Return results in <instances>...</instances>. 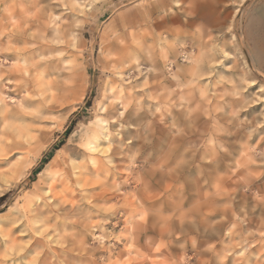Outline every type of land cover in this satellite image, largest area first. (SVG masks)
Returning a JSON list of instances; mask_svg holds the SVG:
<instances>
[{
    "label": "rangeland",
    "instance_id": "374dc122",
    "mask_svg": "<svg viewBox=\"0 0 264 264\" xmlns=\"http://www.w3.org/2000/svg\"><path fill=\"white\" fill-rule=\"evenodd\" d=\"M138 2L101 0L78 17L54 0H0V264L121 259L127 246L114 238L137 209L150 217L137 248L163 244L138 264H264V0H199L186 16L173 9L172 19L216 40L215 74L194 88L186 86L191 76L174 81L164 65L176 74L202 41L182 40L183 49L169 52L165 0H153L159 8L147 12L132 7ZM201 87L205 99L195 93ZM174 113L180 129L195 130L187 153L176 145L178 127L165 129ZM108 146L110 167L93 164L89 149ZM191 161L179 176L177 168ZM200 175L210 180L202 190ZM77 176L104 185L85 190L91 205L57 207L49 193ZM44 226L55 234L40 236ZM65 233L75 243L61 248Z\"/></svg>",
    "mask_w": 264,
    "mask_h": 264
},
{
    "label": "snow or ice",
    "instance_id": "6c2138e0",
    "mask_svg": "<svg viewBox=\"0 0 264 264\" xmlns=\"http://www.w3.org/2000/svg\"><path fill=\"white\" fill-rule=\"evenodd\" d=\"M54 3L57 7L62 4L65 10L77 13L78 17H83L87 13L91 12L92 9H94L97 5H99L101 3V0H54ZM198 5L199 0H165V3L163 4L164 11L160 18L162 21H164V24H167L168 26L164 27V24L157 25L158 27H164L165 33H171L174 35L173 41L167 45L168 51L173 52V54L176 50L183 49L184 44L181 43L182 40L188 41L194 37H199V39L202 41L200 45L202 49L200 54L198 56H194L191 60L187 56H185L184 60L187 61V63L181 65L177 69L176 74H173L171 70L168 69L167 64L164 65V74L170 75L171 79L174 81H180L181 77L185 74L191 76L192 79L186 86L192 88H194L195 84L198 81L208 79V76H206L205 73H208L209 75L215 74V69L218 64V60L215 56H213L216 40L213 36L209 35L206 30L203 32V35H201L200 28L191 30V25H185L183 23L182 17L172 19L171 16L173 13V9H175L178 13H183L185 16L189 15L195 10ZM132 7L142 12H147L150 9L159 8V4H154L153 0H139V2L133 4ZM138 20H140V17L138 15H134L132 18H130L131 25L135 27V24ZM75 27H80L79 23H77ZM228 30L231 31V29ZM204 35L208 36V40L206 43L203 42ZM132 42L138 47H143V44H146V40L142 43L140 40H136L135 37H133ZM192 46L195 47V44H193ZM161 55H163V53H161ZM147 56L149 58H153L152 49H148ZM164 59L166 60L167 57L165 56ZM195 93L201 99H205L208 96V92L203 87L195 89ZM262 93H264V90H262ZM7 127L8 126L5 125V128ZM261 147L264 148V144H262ZM89 151L93 153V157L91 160L93 164L102 160L105 165L110 167L111 157H109L108 154L113 151L111 146H108L104 149L90 148ZM252 151L255 150L252 149ZM241 167L247 169V164L242 163ZM137 183H142V181L138 180ZM103 185L104 181L99 177L85 180L82 176H77L75 183L69 180L65 187L58 192V194L49 193V197L50 199H56L57 207L63 205L65 206V210L67 211V205H71L73 209L78 208L82 203L91 205V199L85 200V197L87 195L85 190L89 188L97 189V186L103 187ZM113 191H118V189H113ZM77 193L80 194L79 201L74 198ZM141 198L146 199V197ZM260 199L262 202H264V196H261ZM135 201L136 197L132 196V200L129 201V204L125 205V207L130 206ZM113 207H115V205L104 209V211L111 212ZM149 219V213L143 211L142 209L132 211L129 223L125 225L124 232H122L120 236L114 238L117 240H121L123 244L127 246L126 254L122 253L123 258L115 261L106 258L104 264H138V261H147L150 258V254H146L149 253V250L154 251L155 253H160L163 244L155 245L154 242H151L149 243L148 248H146L145 252L142 253L140 249L137 248L135 243L136 235L145 231ZM169 219V217L162 218L161 221H159L161 227L166 225ZM50 230L53 231V234H55L54 229H49L46 226L41 227L38 230V234L40 236H45ZM261 235H264V230L261 231ZM58 239L60 241L59 247L61 248H66L68 247V244L75 243V237L72 233H65L63 237H59ZM65 240H67V243L65 242ZM133 253H135V257L133 256ZM87 264H92V262L88 261ZM97 264H99L98 260Z\"/></svg>",
    "mask_w": 264,
    "mask_h": 264
},
{
    "label": "bare ground",
    "instance_id": "6f19581e",
    "mask_svg": "<svg viewBox=\"0 0 264 264\" xmlns=\"http://www.w3.org/2000/svg\"><path fill=\"white\" fill-rule=\"evenodd\" d=\"M6 2V1H5ZM8 5V4H7ZM11 12V11H10ZM37 14V13H36ZM37 18L39 19V17L37 16ZM37 19V20H38ZM41 20H42V18H40ZM40 19H39V21H40ZM38 21V22H39ZM36 22V21H35ZM45 24V23H44ZM44 26V25H43ZM17 73V72H16ZM246 97V96H245ZM228 98V97H227ZM226 99V98H225ZM224 99V100H225ZM239 99V98H238ZM218 102V101H217ZM222 102V101H221ZM237 102H238V100H237ZM236 102V103H237ZM241 102V101H240ZM239 103V102H238ZM247 103H245V105H246ZM243 106L244 105H242V107L241 108H243ZM235 107V106H234ZM240 107V106H239ZM216 108V107H215ZM221 108V107H220ZM217 109V111H218V109L219 108H216ZM239 109V108H238ZM213 110H215V109H213ZM214 112V111H213ZM216 112V111H215ZM223 112V111H222ZM227 112H229V111H227ZM226 112V113H227ZM218 113V112H217ZM187 114V117H188V120H187V118L185 119V120H183L184 121V124H186L187 125V123L189 122V121H191V117L189 116L190 114L189 113H186ZM185 114V115H186ZM238 114V113H237ZM178 115H180V113H178V114H176V113H174V114H172V116H171V120H170V122H169V124H168V126H165V129H168L169 130V127H173V126H175L176 125V128L178 127V125H180V121H181V119H180V116H178ZM215 115V114H214ZM222 115V114H221ZM184 116V115H183ZM243 116V115H242ZM194 117V116H193ZM233 118H235V117H233ZM237 118V117H236ZM223 119V118H222ZM241 119V118H240ZM242 119H243V117H242ZM233 121H234V119H232ZM246 120V119H245ZM213 121V120H212ZM216 121V120H215ZM215 121H214V123H215ZM225 121V120H224ZM167 122V121H166ZM218 122V121H217ZM220 123V122H219ZM162 125H164V124H162ZM219 125V124H218ZM222 126V125H221ZM235 126V125H234ZM252 127V126H251ZM181 127H178L177 129H178V136H175L176 137V139H175V141H176V145L178 146V147H182V146H184L183 147V151L185 152V153H187V152H189V148L187 149L185 146H186V144L188 143V139H189V137H190V135H191V133L192 132H194L195 130L193 129L194 127H185V128H182V129H180ZM191 128V129H190ZM211 128V127H210ZM224 128V127H223ZM232 128H235V127H232ZM242 128V127H241ZM172 129V128H171ZM216 129V128H215ZM221 129V128H220ZM227 129V128H226ZM224 130V129H223ZM227 131H228V129H227ZM245 131V130H244ZM122 132V131H121ZM210 132V131H209ZM208 132V133H209ZM213 132V131H212ZM233 132V131H232ZM235 132V131H234ZM108 133V132H107ZM171 133V132H170ZM251 133V132H250ZM253 133V132H252ZM129 134H131V133H129ZM128 134V135H129ZM249 134V133H248ZM212 135V134H211ZM219 135V134H218ZM232 135V134H231ZM122 136V135H121ZM120 136V137H121ZM238 136V135H237ZM251 136V135H250ZM119 137V138H120ZM132 137V136H131ZM221 137H223V136H221ZM228 137V136H227ZM231 137V136H230ZM236 137V136H235ZM218 138H220V137H218ZM243 138V137H242ZM215 139H217V138H215ZM222 139V138H221ZM237 139V138H236ZM122 140V139H121ZM119 141V142H122V141ZM187 142H186V141ZM230 140V139H229ZM232 140H233V138H232ZM114 141V140H113ZM202 141V140H201ZM200 141V142H201ZM223 141H225V140H223ZM237 141V140H236ZM216 142V141H215ZM222 142V141H221ZM232 142V141H231ZM124 143V142H123ZM235 143V142H234ZM215 144V143H214ZM230 144V143H229ZM233 145V144H232ZM235 145V144H234ZM215 146V145H214ZM220 146V145H219ZM211 147V146H210ZM213 147V146H212ZM216 147H214V149H215ZM220 148H221V146H220ZM219 148V149H220ZM225 149V148H224ZM187 150V151H186ZM194 150H196V149H194ZM208 150V149H207ZM236 150V149H235ZM204 151V150H203ZM211 151V150H210ZM215 151H217V150H215ZM213 152V151H212ZM211 152V153H212ZM210 153V154H211ZM221 153V152H220ZM225 153V152H224ZM213 154V153H212ZM215 154V153H214ZM219 154V153H218ZM227 154V153H226ZM209 155V154H208ZM207 155V156H208ZM232 155V154H231ZM203 156V155H202ZM206 156V157H207ZM214 157V156H213ZM227 157V156H226ZM177 158V157H176ZM211 157H209V159H210ZM207 160V159H206ZM201 161V160H200ZM226 161H228V159L226 160ZM183 162V161H182ZM180 163V162H179ZM201 163V162H200ZM203 163V162H202ZM212 163V162H211ZM182 164V163H181ZM207 164V163H206ZM237 164H239V163H237ZM176 165V164H175ZM192 161H191V163H188L187 162V164H183V165H180L181 167H179V168H177V174L179 175V176H181V174H182V172H185L186 173V170H188V171H191V169H192ZM225 165H227L226 164V162H225ZM211 166V165H210ZM238 166V165H237ZM212 167V166H211ZM216 167V166H215ZM218 167V166H217ZM225 167V166H224ZM208 168V167H207ZM214 168V167H213ZM233 168V167H232ZM217 169V168H216ZM214 170H215V168H214ZM223 171V170H222ZM203 172V171H202ZM219 172V171H218ZM229 172V171H228ZM173 173V172H172ZM200 173V172H199ZM208 174H209V172H208ZM213 174V173H212ZM216 174V173H215ZM221 174V173H220ZM226 174V173H225ZM185 175V174H184ZM183 175V176H184ZM206 175V174H205ZM228 175V174H227ZM207 176V175H206ZM214 176V175H213ZM177 178V177H176ZM209 178V177H208ZM208 178H203L202 177V175H200L199 176V178H198V180H196V182H197V187H198V189L199 190H202L203 189V187L205 186V184H206V182H208V181H210ZM222 179H223V177H222ZM192 181V180H191ZM215 181V180H214ZM218 186V185H217ZM239 187V186H238ZM192 194V193H191ZM191 194H190V197H191ZM208 198V197H207ZM210 198H211V195H210ZM206 199V198H205ZM211 199H213V198H211ZM192 200V199H191ZM201 200H202V198H201ZM216 200V199H215ZM214 200V201H215ZM229 200V199H228ZM234 201V200H233ZM219 202V201H218ZM248 203V202H247ZM202 204V203H201ZM220 212V211H219ZM219 212H217V213H219ZM213 214V213H212Z\"/></svg>",
    "mask_w": 264,
    "mask_h": 264
},
{
    "label": "trees",
    "instance_id": "16d2710c",
    "mask_svg": "<svg viewBox=\"0 0 264 264\" xmlns=\"http://www.w3.org/2000/svg\"><path fill=\"white\" fill-rule=\"evenodd\" d=\"M70 133V129H68V134Z\"/></svg>",
    "mask_w": 264,
    "mask_h": 264
}]
</instances>
